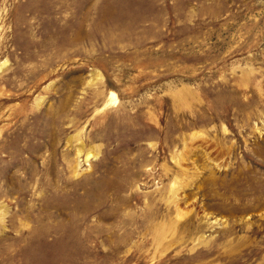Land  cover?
<instances>
[{
  "label": "rangeland",
  "instance_id": "1",
  "mask_svg": "<svg viewBox=\"0 0 264 264\" xmlns=\"http://www.w3.org/2000/svg\"><path fill=\"white\" fill-rule=\"evenodd\" d=\"M0 264H264V0H0Z\"/></svg>",
  "mask_w": 264,
  "mask_h": 264
},
{
  "label": "bare ground",
  "instance_id": "2",
  "mask_svg": "<svg viewBox=\"0 0 264 264\" xmlns=\"http://www.w3.org/2000/svg\"><path fill=\"white\" fill-rule=\"evenodd\" d=\"M90 154L88 153L87 158H89Z\"/></svg>",
  "mask_w": 264,
  "mask_h": 264
}]
</instances>
